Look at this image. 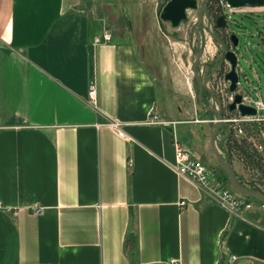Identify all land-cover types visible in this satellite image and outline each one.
Here are the masks:
<instances>
[{"label":"crops","instance_id":"1","mask_svg":"<svg viewBox=\"0 0 264 264\" xmlns=\"http://www.w3.org/2000/svg\"><path fill=\"white\" fill-rule=\"evenodd\" d=\"M122 17L102 24L85 0H0V264H264L262 205L233 214L174 172L173 137L215 171L213 116L178 104L159 27ZM181 124L198 126L191 140Z\"/></svg>","mask_w":264,"mask_h":264},{"label":"rangeland","instance_id":"2","mask_svg":"<svg viewBox=\"0 0 264 264\" xmlns=\"http://www.w3.org/2000/svg\"><path fill=\"white\" fill-rule=\"evenodd\" d=\"M162 1L163 0H85V2L89 3L91 9L94 12H97L102 24L109 25L110 19H114V23H121L122 21H124L122 16L124 13H126L129 16V25L133 27V29L138 27L142 30H153L155 26H158L156 11L158 9V5L162 3ZM194 19L195 11L188 10L186 22L180 23L178 27L170 29L165 26V23H163L166 31L170 32L173 30L174 32H176L177 36H182L183 38H185L182 41L173 39L167 34H165L166 36L161 35L157 38V40L159 41L158 54L161 55L165 61L170 62L169 64L171 65L172 71L179 79L178 94L180 97L178 98V104H184L187 101V105L191 107L195 106L194 91L192 90V87L190 85L189 71V63L194 54V52L190 54L191 42H193L191 24ZM227 27L232 32H234L238 38L236 51L237 65L240 68V71L245 74V78L252 83L254 90L258 92V94L264 100V11L259 13H250L245 11L231 13L227 21ZM226 32H228V29L226 30ZM202 41L203 55L201 59H206L211 55V53L213 54L214 52H216V50L218 49V45H216L211 40L210 36L206 32L203 34ZM152 54L153 50L145 45L144 56L146 58H149L152 56ZM240 81L248 94L253 97V91H251L244 84L241 76ZM207 115L212 116L211 114ZM222 115H225V113H223ZM197 128L198 126L195 124L178 125V129H181L182 131L180 133H187L185 136L187 140L192 139L190 134H195L194 130H196ZM241 136H246V139L248 142H250L252 148H254V144L261 146L260 148H254L257 152L260 153L261 159L259 160V162L261 166L260 168L251 169L249 165L244 164V161L235 159L236 151L231 150V153L234 156L232 159V168L242 179H244L245 181H251L263 189L264 121L258 123H248L246 126H243V134ZM216 138V140L219 141L222 137L221 135H217ZM224 146L226 147L227 145L224 144ZM212 162V166L216 169L217 164L213 156ZM219 264L229 263H227V261L222 258ZM231 264L260 263L244 260L235 261Z\"/></svg>","mask_w":264,"mask_h":264},{"label":"water","instance_id":"3","mask_svg":"<svg viewBox=\"0 0 264 264\" xmlns=\"http://www.w3.org/2000/svg\"><path fill=\"white\" fill-rule=\"evenodd\" d=\"M208 0H201L200 4L197 5L196 0H164V3L161 5L157 12V20L160 21H169L171 28H175L179 25L181 21L186 19V11L191 9H197L196 21L195 24L199 25L202 13L205 9V5ZM226 2L230 6H254V5H262L264 0H226ZM215 26L217 28L225 27V20L223 15H218L215 18ZM195 34L197 37L196 43V53L194 55L193 60L190 63L189 71L191 75L196 81L198 91L196 94V100L202 108L207 111H210L213 115V119L211 120V126L208 133V145L211 151V154L217 164V166L222 170L224 173L228 186L230 190L235 193L236 195L243 197V198H253L259 201L264 206V194L260 191L253 190L247 187H244L242 184L238 182L236 179L233 170L225 157V155L218 149L216 145V135L219 126L222 123V107L215 98V106L205 108L203 107L202 98H201V90L202 88H206L205 80L208 77L206 75L202 80L200 79L199 72L197 71L196 67L199 64L201 55H202V47L200 44V36L198 32V28L195 29ZM209 35L212 37L211 33ZM231 40V46L233 49H226L222 43L221 46V53L219 55L228 65L227 71L223 74V80L228 83V91L232 92V100L226 105V111L228 113H232L237 111L240 116H253L255 115V109L252 106L240 103L241 95L238 92H235L237 87V83L240 80V76L242 75L241 71L237 65V53L234 49H236L238 44V38L235 33H231L229 35ZM209 92V91H208ZM212 94V93H211ZM213 96V94H212Z\"/></svg>","mask_w":264,"mask_h":264},{"label":"built area","instance_id":"4","mask_svg":"<svg viewBox=\"0 0 264 264\" xmlns=\"http://www.w3.org/2000/svg\"><path fill=\"white\" fill-rule=\"evenodd\" d=\"M216 7H218V15H223L225 21H228L229 15L234 12H255L259 13L264 11V3L262 5L254 6H230L226 0H214ZM110 39V34L107 32L102 33L101 36H96L94 42L108 41ZM244 84L253 91V97L248 94V92L242 86L241 81L237 83V87L242 90L239 92L241 95L240 103L252 106L255 109V115L253 116H240L237 111L232 113H225L222 115L221 120L223 124H226L234 131L235 136H241L243 134V126L248 123L262 122L264 121V100L261 96L254 90L251 82L247 79H243ZM95 99V89L93 84L90 82L87 88L86 104H93ZM232 100V94L228 95L226 104ZM195 122L200 120L194 119ZM152 123H165L163 121H157L156 117L153 116L150 119ZM108 126L116 131L117 136L124 137V133L121 128V124L117 121H109ZM173 150H174V163L172 168L177 175L185 176L189 180L193 181L203 193L218 203L219 205L225 207L228 211L235 214L238 209L245 205V200L233 193L229 186L221 183L217 178V172L209 169L206 165L201 163L199 160L194 158L188 148L182 146L175 137H173ZM254 148H260V145H253ZM179 205H183V202H179ZM264 208V206L262 205ZM41 206H33L31 211L33 213H40L42 211ZM234 257L231 256L227 259V263L231 264L234 261Z\"/></svg>","mask_w":264,"mask_h":264},{"label":"flooded vegetation","instance_id":"5","mask_svg":"<svg viewBox=\"0 0 264 264\" xmlns=\"http://www.w3.org/2000/svg\"><path fill=\"white\" fill-rule=\"evenodd\" d=\"M200 1L201 0L197 1V5L200 4ZM163 3H164V0L162 1V3H160L158 5V9H157L156 12H158L159 8L161 7V5ZM191 10L195 11V19H194V21L191 24L192 41L193 42H191L190 54H192L194 52L191 61L193 60L194 55L196 53V43H197V37H196V34H195V29L196 28H198V32H199V36H200V44H201V47H202V55H203V41H202V38H203V34L205 32L208 35H209V33H211L212 37L209 35L211 40L216 45H218V49L216 50V52H214L213 54L208 56L206 59H201L200 58L199 64L196 67L197 71L199 72L201 80L206 75H208V77L205 80L206 88H202V90H201V98H202L203 107H205V108L214 107L216 105L215 104V98H216V99H218V101H219V103H220V105L222 107V114L223 113H227V111H226V105H227L226 101H227L228 95L233 94V93L228 91V83L223 80V74L227 71L228 65L222 58L219 57V55L221 53L220 43H222L226 49H233V47L231 46V40L229 38V35L232 33V31L227 27V21H225V27H223V28H217L215 26V18L218 16V14H217L218 13V7H216L214 0H208V2L206 3L205 9H204V11L202 13L199 25L195 24L196 15H197V9H191ZM187 11H186V19L184 21H181L180 23L186 22V20H187ZM163 23H165V26L167 28L174 29V28H171L169 21H160V22L158 21V27H159L161 33L163 34V36H166L165 34H167L171 38L178 39L180 41L185 39L182 36L181 37L177 36L176 32H174L173 30L170 31V32L166 31ZM227 29H228V32H226ZM234 50L236 51V49H234ZM236 53H237V51H236ZM202 55H201V57H202ZM191 61H190V63H191ZM190 63H189V66H190ZM239 70H240V68H239ZM241 74H242L241 75L242 79H246L245 78V74L243 72ZM190 85L192 87V90L194 91V103H195L194 108H196L197 110L202 111L203 113L211 114L210 111H207L204 108H202L201 106H199V104H198V102L196 100L195 96L197 94L198 87H197L195 79L191 75V72H190ZM241 90H242V88L239 89L238 87H236L235 92L239 93ZM211 93L213 94V96H212ZM183 105L188 106L187 105V101Z\"/></svg>","mask_w":264,"mask_h":264},{"label":"trees","instance_id":"6","mask_svg":"<svg viewBox=\"0 0 264 264\" xmlns=\"http://www.w3.org/2000/svg\"><path fill=\"white\" fill-rule=\"evenodd\" d=\"M245 124L244 126H246ZM253 125V124H252ZM254 126V125H253ZM217 135H221V139L217 140V146L219 149L224 153L225 157L227 158L231 168H232V159L233 155L231 153V150L236 151L235 153V159H239L241 161H244V164L249 165V167L252 169L254 168H260L261 164L259 160L261 159L260 153L257 152L252 146L250 145V142L247 141L246 136H240L237 137L234 135V131L228 127L226 124L221 123V125L218 128ZM231 144H230V143ZM224 144L227 146L225 147ZM233 173L238 180L240 184H242L244 187L260 191L264 194V188H260L258 185L254 184L251 181H245L242 179L237 172L232 168ZM215 171L217 172V178L219 181H221L222 184L228 186L227 179L222 172V170L216 165ZM245 201H254L260 205H262L259 201L253 198H243Z\"/></svg>","mask_w":264,"mask_h":264},{"label":"bare ground","instance_id":"7","mask_svg":"<svg viewBox=\"0 0 264 264\" xmlns=\"http://www.w3.org/2000/svg\"><path fill=\"white\" fill-rule=\"evenodd\" d=\"M207 48V47H206ZM210 49H211V46H210ZM211 52V51H210ZM212 54V53H211Z\"/></svg>","mask_w":264,"mask_h":264}]
</instances>
